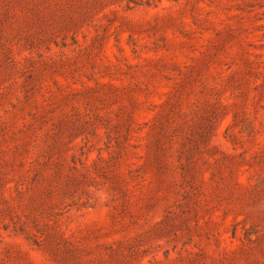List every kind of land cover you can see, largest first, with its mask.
<instances>
[{"label": "rangeland", "instance_id": "rangeland-1", "mask_svg": "<svg viewBox=\"0 0 264 264\" xmlns=\"http://www.w3.org/2000/svg\"><path fill=\"white\" fill-rule=\"evenodd\" d=\"M0 264H264V0H0Z\"/></svg>", "mask_w": 264, "mask_h": 264}]
</instances>
